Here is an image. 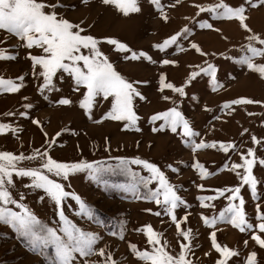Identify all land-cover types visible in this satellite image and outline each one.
I'll return each instance as SVG.
<instances>
[{
  "label": "rangeland",
  "instance_id": "374dc122",
  "mask_svg": "<svg viewBox=\"0 0 264 264\" xmlns=\"http://www.w3.org/2000/svg\"><path fill=\"white\" fill-rule=\"evenodd\" d=\"M218 2L160 0L167 16L165 22L150 0H138L140 12L128 16L112 5H104L102 0H88L87 3L63 0L66 7L59 9V13L80 25L84 34L99 39L102 52L121 75L132 82H146L136 84L145 99L136 98L133 101L134 111L139 117L136 123L139 131L125 128V122L103 119L111 109V97H97L89 117L80 107L82 93L86 89L81 87L73 91L74 81L67 73L58 72L54 77L57 91L41 95L43 80L38 75L33 76L28 59L29 52L38 55L41 50L35 47L29 50L18 38L0 30V49L16 57L14 60H0V77L16 80L17 83H20L18 77H24L18 92H0V123L11 125L16 130L13 133L5 129V133L0 134V152L28 156L36 150H47L58 162H86L104 169L99 182L93 181L87 171L72 173L67 181H60L65 185V191L79 195L95 213L94 219L79 215V205L69 197L62 203L65 216L81 229L101 238L95 245V253L88 257L77 254L75 264H85L86 261L88 264H104L98 254L100 248H105L106 254L111 253L116 264H150L138 259L129 247L131 244L139 252L153 251L143 230L146 226H151L159 234L157 248H163L174 257L180 255L181 244L186 245L184 254L189 264H216L221 258L212 246L213 232L217 244L238 252V256L228 258L227 264H245L253 251L257 254V264H264V249L251 239L253 232L264 239L257 219L258 212L264 214V79L238 62L241 57L251 55L246 51L248 35L264 37V4L252 0L257 6L251 7L246 0H224L230 6L245 7V23L251 29V32H246L236 20H215L207 12L197 15L198 9L194 5ZM205 21L219 31L202 29L200 23ZM185 27L190 31L187 36L178 38V45L165 51L154 47L181 33ZM106 38L123 42L137 53L145 52L154 62L125 59L126 54L114 50L106 43ZM192 43L199 45L208 55L201 56L191 48ZM84 52L88 54L87 50ZM163 59L177 63L163 65ZM207 63L218 69L215 90L212 87L214 81L203 73L193 86L186 89V97H178L167 88L160 90L162 74L166 83L181 87L193 71L200 72ZM254 63H264V59L255 58ZM164 96L175 100V105L172 100L163 99ZM62 98H68L72 103L60 105L58 101ZM241 98L256 103L232 104L233 100ZM173 106L181 111L191 128L198 133L196 137H183L181 129L172 133L167 127L153 131L160 129L165 122H152L151 117ZM96 120L102 122L95 123ZM201 142L215 143L216 147L193 148ZM221 143L233 147L224 151ZM249 150L254 154L252 157L247 155ZM135 159L156 164L184 201L174 209V214L181 231L190 230L188 240L178 233L171 216L165 213L162 191L160 205L142 198L149 194L143 188L140 177H147L149 173L142 165L131 163ZM246 159L255 161L251 170L257 182L254 192L243 180ZM121 160L129 162L126 167H121ZM23 164L30 165V162L24 161ZM197 164L202 167H196ZM31 166H35L34 163ZM27 183V179H15L13 198L23 203L44 224L58 228L60 218L54 202L50 198L41 200L42 192L26 187ZM134 184L140 185L135 193L114 187ZM149 187L155 190L159 185L154 181ZM237 188L239 192L232 191ZM240 199L244 201L242 206ZM0 207L20 211L15 205ZM232 207H242L245 222L253 225V231L241 232L230 223L232 213L228 210ZM157 212L160 215H156ZM205 219L214 223L206 226ZM113 232L116 235L110 234ZM121 235L123 239L119 238ZM52 258L51 247L43 255L33 254L10 227L0 224V264H48Z\"/></svg>",
  "mask_w": 264,
  "mask_h": 264
},
{
  "label": "snow or ice",
  "instance_id": "6c2138e0",
  "mask_svg": "<svg viewBox=\"0 0 264 264\" xmlns=\"http://www.w3.org/2000/svg\"><path fill=\"white\" fill-rule=\"evenodd\" d=\"M87 2L88 0H82V3ZM150 2L161 13L162 18L166 22L167 16L163 12L160 0H150ZM176 2L179 3L180 0H176ZM246 2L251 7L257 6L252 0H246ZM259 2L264 4V0H259ZM102 3L114 6L125 16L130 13H138L141 10L138 0H102ZM64 7L66 6L63 0H0V30H4L7 34L18 38L22 41L23 46L29 50L34 47L41 50V54L38 55H32L31 52L28 53L33 76L38 75L43 80L40 85L41 95H44L45 92L57 91L54 77H56L58 72L67 73L74 81L73 91H77L81 87L86 89V92L82 93L83 99L80 101V107L88 113L89 117H91V109L96 103L97 97H103L104 99L111 97V109L103 119L125 122V128H133L139 131V128L136 127L139 117L134 111L133 101L136 98L145 99L136 84L146 82H132L121 75L99 47L101 41L91 34H84V29L80 25L72 23L59 13L58 10ZM194 7L198 9L197 15L201 12H207L215 20H236L246 32H251V29L245 23L246 9L243 5L233 7L225 3L224 0H219L218 3L212 5L197 4ZM200 27L219 31L214 28L213 24L206 21L200 23ZM189 31L190 29L185 27L181 33L172 35L165 39L162 44H157L154 47L159 51H165L170 46L178 45V38L187 36ZM247 42L246 51L251 53V55L241 57L238 62L246 65L247 69L258 73L260 78L264 79V63H254L255 58L264 59V47L255 46L256 44L264 46V37L250 34L247 36ZM106 43L112 45L114 50L125 53V59L132 61L142 59L150 63L154 62L147 53L143 51L137 53L125 43L116 39L106 38ZM191 48L201 56L208 55L196 43H192ZM84 50H87L88 54H85ZM181 50L183 49L181 48ZM15 58L14 55H9L4 49H0V60H14ZM176 63V61L168 59L162 60L163 65H175ZM217 71L218 69L215 65L207 63V66L201 68L200 72L193 71L181 87L166 83V77L162 74L159 80L160 90L163 91L167 88L176 93L178 97H186V89L193 86L194 81L201 73L214 81L212 87L215 90L218 84L216 82ZM17 79L20 83L13 79L0 77V92H18L23 84L24 77L20 76ZM192 98L196 99L195 96ZM163 99L172 100L169 96H164ZM58 103L68 106L72 101L68 98H62L59 99ZM172 103L175 105V100H172ZM252 103H256V101L247 98L232 101V104L247 105ZM28 107H31V105ZM225 107H228V105H225ZM6 115H11V113ZM151 120L152 122L157 120L165 122L160 129H153V131L163 130L164 127H167L172 133H176L178 129H181L183 137L193 138L198 135L191 128L189 121L185 119L181 111L175 106L167 111L153 115ZM94 122L101 123L102 121L96 120ZM33 123L38 124L39 122L33 121ZM5 129H9L13 133L16 131L11 125L0 123V134H4ZM252 140L254 143L257 142L255 137ZM208 147L214 148L216 144L201 142L193 145L194 149ZM220 147L227 151L233 146L221 143ZM247 155L252 157L254 154L249 150ZM24 161H29L30 165H24ZM33 163L35 166H31ZM128 163L125 160L120 161L121 167H126ZM131 163L142 165L143 169L149 173L147 177H140L143 188L149 194L142 198L145 200L151 199L157 205H160L161 200L159 197L162 191L165 213L171 216L172 221L176 224L178 233L185 240H188L190 230L181 231V225L177 222V217L174 214V209L183 204L184 201L176 194L173 186L169 184L165 173L156 164L147 160L135 159ZM254 163V160H245L246 168L243 177L244 182L251 186L253 192L257 183L251 172ZM196 167L200 168L202 166L197 164ZM233 167H240V165H234ZM81 171H87L93 181L99 182L104 169L94 167L86 162H58L50 156L47 150L43 152L36 150L28 156L0 152V205H15L20 210L12 211L8 207H0V224L10 227L19 238L25 241L28 251L33 254L43 255L45 250L51 247L53 249V258L48 260V264H75L77 254L81 257H88L94 254L95 245L101 239L98 234L85 231L72 223L65 216L62 209L63 201L70 197L79 205L81 209V212L78 213L79 215H86L88 219L95 218L94 209L86 205L79 195L65 191V185L60 182L67 181L70 174ZM133 175L135 176L136 174L133 173ZM15 179H27L29 183L25 186L41 191V200L50 198L54 202L60 218V226L58 228L44 224L23 203H18L13 198L12 188L15 186ZM154 181L159 185L155 190L149 187ZM139 186L134 184L132 186L121 185L114 187L125 192L132 191L135 193ZM232 191L239 192V189H233ZM235 198L234 196L233 199ZM20 199L23 200L24 197L21 196ZM243 203V199H240L241 206ZM148 211L151 210L149 209ZM228 211L232 213L230 223L234 227L241 232L245 230L253 231V225L245 222V213L242 207H232ZM156 215H160V213L157 212ZM257 219L260 221L258 224L259 231L264 233V214H259L258 212ZM204 222L206 226L214 223V221L208 219H205ZM143 230L147 235L148 243L153 247V251L151 253L147 251L139 252L135 245L130 244V249L138 259L149 261L150 264H189L184 254L186 245L181 244L180 255L174 257L164 251L163 248H157V245L160 244L157 238L159 234L155 233L151 226H146ZM110 234L116 235L114 232ZM119 238L123 239V236L121 235ZM211 239L213 248L221 257L216 264H227L228 258L238 256V252L217 244L214 232ZM251 239L260 248L264 249V239L259 235L253 232ZM244 243L247 245V241ZM98 254L103 258L104 264H116L111 253L106 254L105 248H100ZM256 256L255 251L251 252L245 264H257ZM85 264H88V262L86 261Z\"/></svg>",
  "mask_w": 264,
  "mask_h": 264
}]
</instances>
